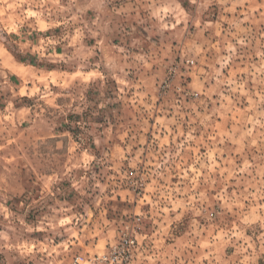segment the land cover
I'll list each match as a JSON object with an SVG mask.
<instances>
[{
    "label": "clouds",
    "instance_id": "clouds-1",
    "mask_svg": "<svg viewBox=\"0 0 264 264\" xmlns=\"http://www.w3.org/2000/svg\"><path fill=\"white\" fill-rule=\"evenodd\" d=\"M0 264H264V0H0Z\"/></svg>",
    "mask_w": 264,
    "mask_h": 264
}]
</instances>
